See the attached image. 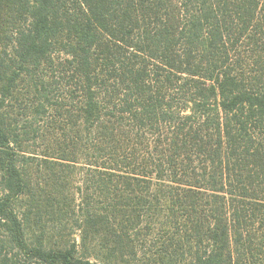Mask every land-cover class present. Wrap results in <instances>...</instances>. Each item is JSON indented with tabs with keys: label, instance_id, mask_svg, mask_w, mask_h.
Listing matches in <instances>:
<instances>
[{
	"label": "trees",
	"instance_id": "16d2710c",
	"mask_svg": "<svg viewBox=\"0 0 264 264\" xmlns=\"http://www.w3.org/2000/svg\"><path fill=\"white\" fill-rule=\"evenodd\" d=\"M0 264H264V0H0Z\"/></svg>",
	"mask_w": 264,
	"mask_h": 264
}]
</instances>
